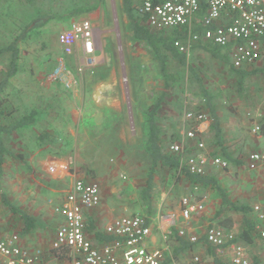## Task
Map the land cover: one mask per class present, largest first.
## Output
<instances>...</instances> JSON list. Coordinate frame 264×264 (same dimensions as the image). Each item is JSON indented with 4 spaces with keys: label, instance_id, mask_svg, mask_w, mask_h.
Here are the masks:
<instances>
[{
    "label": "rangeland",
    "instance_id": "obj_1",
    "mask_svg": "<svg viewBox=\"0 0 264 264\" xmlns=\"http://www.w3.org/2000/svg\"><path fill=\"white\" fill-rule=\"evenodd\" d=\"M121 1L42 0L40 6H43L45 11H42L47 16L42 18L44 24L19 42L20 69L11 78L7 90L10 107H17L21 111L45 102H51L54 106L48 107L52 114L42 118L39 124L11 135L9 146L16 153L22 152L24 158H9L0 174V214L6 218L7 226L20 231L27 245L45 246L51 241L58 220L50 202L57 203L63 197L73 175L87 181L95 180L101 186L99 214L86 211V220H92L99 229L109 218L121 213H139L148 217L144 215L145 207L140 199L147 172L142 150L146 136L142 113L164 90V77L151 48L131 39ZM25 2L13 0L9 8L14 9L13 15L0 17V46L17 35L23 16L30 17L34 13L32 9L29 12L24 9ZM38 3L34 0L35 6ZM88 7L93 8L81 14L75 13L78 8L84 10ZM90 15L94 18H88ZM80 19H88L93 25V55L98 59L95 65L83 67L81 72L78 69L83 66L84 55L77 50L66 56L58 42V34ZM196 21L195 18L192 23ZM34 25L31 22V26ZM172 29L167 28L164 33ZM190 44L187 61L202 76L206 88L214 96L224 145L240 161L239 165L228 163L226 168H221L219 178L235 189L237 197L240 194V199L235 203L247 207L246 212L250 213L255 225L263 228L264 220L257 218L254 206L260 205L264 214V162L251 169L248 156L252 152L264 153V135L261 133L264 124V75L245 77L243 87L246 92L243 95L236 90L237 77L230 62H217L205 51L193 48L194 42ZM61 57L78 80V86L73 90L48 80V73ZM168 63L176 81L165 90L159 122L161 140L169 149V145L180 142L192 126L186 120V114L205 113V106L197 84L187 69L182 70L171 61ZM5 65L6 57L0 55V73L5 70ZM252 102L259 107H248V103ZM53 108L56 110L53 111ZM256 127L259 129L255 131ZM43 129L57 139L55 147L71 157L69 167L60 166L52 173L53 179L43 176L28 159L30 154L38 153L36 135ZM210 136L207 122L206 131L198 137L204 139L209 153L213 149L220 150ZM186 143L194 145V141L186 140ZM185 156L184 152L183 159ZM216 167L209 166L207 171L211 172ZM191 188L184 176L173 182L165 170L156 174L152 187V210L155 214L151 219L155 226L161 216L177 212L183 194L191 191L195 192V196L204 193L202 189L194 191ZM3 196L35 219L36 227L30 233L22 234L21 219L3 204ZM219 198L216 192L210 193L207 209L214 211L215 215L210 220L223 229L234 233L240 231L241 212L225 209L220 217L216 216L215 212L220 209ZM226 217L232 219L229 228L226 223L225 226L219 224ZM206 224L207 220L200 215L197 221H191L189 227L201 236ZM256 230V243L264 249V238L260 237L259 228ZM153 232L158 242L160 234L156 228H153ZM173 248L174 243L169 242V249L173 251ZM194 248L196 252H207L203 245ZM248 252L251 258L255 255L250 247Z\"/></svg>",
    "mask_w": 264,
    "mask_h": 264
},
{
    "label": "built area",
    "instance_id": "obj_2",
    "mask_svg": "<svg viewBox=\"0 0 264 264\" xmlns=\"http://www.w3.org/2000/svg\"><path fill=\"white\" fill-rule=\"evenodd\" d=\"M136 10L145 17V23L152 29L182 28L188 30L186 41L175 40L179 51L188 53L190 42L203 39L228 50L230 64L235 68L250 67L264 63V0H136ZM203 30L192 31V20L197 17ZM62 52L70 56L76 48L84 55V63L79 67H91L98 62L94 52L93 25L88 19L73 21L58 34ZM49 81L60 83L65 89H73L77 84L75 73L61 57L47 75ZM207 116L201 112H188L186 120L192 126L180 142L169 145V150L180 155V161L190 173L206 174L207 167L226 168L228 162L206 151L202 135L206 131ZM256 127L254 130H258ZM194 141V145L186 143ZM190 151V152H189ZM186 153L183 159V153ZM264 162L263 152H252L248 156V166L256 168ZM53 163L46 165L49 174L56 172ZM64 197L51 203L52 212L58 220L53 237L46 246L30 247L22 242L17 229L3 231L0 215V264H251L248 245L236 239V234L216 224H207L202 236L215 247L214 255L189 251L182 254L183 260L174 257L169 249V238L173 228L180 237L196 242L200 235L190 230L194 217L205 210L206 194L187 192L180 197L176 214L169 212L162 216L167 227L160 231L162 244L150 247L154 220L140 214H123L113 217L102 229L111 240L94 242L86 227V211L101 203L100 185L97 181H87L79 176H71ZM201 189L193 186L192 190ZM260 221L264 220L260 205L254 206ZM259 228L264 238V227Z\"/></svg>",
    "mask_w": 264,
    "mask_h": 264
},
{
    "label": "trees",
    "instance_id": "obj_3",
    "mask_svg": "<svg viewBox=\"0 0 264 264\" xmlns=\"http://www.w3.org/2000/svg\"><path fill=\"white\" fill-rule=\"evenodd\" d=\"M40 1V2H39ZM21 3V1H18ZM39 2V3H38ZM13 3V0H0V17L13 15L14 9L9 10ZM38 3L37 6H35ZM42 0H26L23 3L28 12L33 10V14L29 16H23L21 18V27L17 35L10 40H7L3 46H0V55L6 57L5 70L0 73V174L3 171V166L9 158H15L22 160L24 154L22 152L16 153L9 146L8 142L14 133H20L32 126L40 123L42 118L46 115L52 114V111H48V107H54L51 102L41 103L32 107H27L21 111L16 107H10V100L8 99V88L10 86L11 78H13L20 69V49L19 42L26 37L31 31L44 24L42 18H46V14L43 13L45 9L40 6ZM122 11L126 16L127 30L129 31L132 40L142 42L151 48L154 58L159 62L161 73L164 77V90L156 99L150 103L142 113L145 125L146 136L142 145L143 154L146 158L147 172L143 187L140 191V199L143 201L145 207V214L148 216V221L154 217L155 214L152 210L153 192L152 187L155 181L156 174L165 170L173 182H176L181 176H184L185 180L193 187L198 186L200 188L210 187L220 197V209L217 211L216 216L220 217L225 209L234 210L242 213V227L236 234V239L243 241L246 245H251L256 237L255 221L252 219L250 213H247V207L238 205L233 202L228 195L225 188H222L218 183L216 174L211 171L206 174H194L190 173L187 167L181 163L180 155L170 151L166 145L162 142V129L159 122V110L162 108L163 102L166 96V89L169 88L176 77L171 71H169V61L178 64L180 69H187L191 78L196 82L200 96L204 101L205 113L207 115L208 131L213 144L219 147L220 150L211 151L212 155H218L229 164L239 165L240 161L234 157L224 145L223 142V130L221 126V119L219 117L216 104L214 102V96L206 88L202 76L194 69L187 61L185 52L179 51L174 45L175 40H180L185 34L186 29L178 30L180 28H173L171 31L166 30H154L145 23V17L137 12L136 0H122ZM31 6V7H30ZM35 6V7H33ZM93 7L86 9H77L75 13L81 14L87 12ZM43 10V11H42ZM29 17V18H28ZM27 19H29L27 21ZM31 22L35 25L31 26ZM203 27H196L195 32L200 33ZM193 48H199L210 56L211 59L227 64L229 63L228 50L225 47L219 46L212 42L199 39L192 45ZM170 63V64H171ZM233 67V66H232ZM233 73L237 77V91L244 93L243 79L252 75H264V63L253 64L250 67L235 68L233 67ZM56 108H53L55 111ZM57 114V113H55ZM261 133L264 135V124L261 126ZM51 135L47 131H43L39 135V146H45L46 143L52 144L55 137L51 140L44 141ZM3 204L8 207L12 214L17 215L23 224L21 232L22 234L30 233L35 227V219L28 213L22 211L15 205H13L5 196H3ZM136 214V213H132ZM139 214V213H137ZM165 214V213H163ZM143 215V214H141ZM153 216V217H152ZM227 224L229 228L232 224V219L226 217L219 224ZM87 231L92 234L94 242H103L111 240L109 235H105L102 229H99L92 220H86ZM225 226V225H224ZM230 231V230H229ZM169 242L174 243L173 255L175 258L186 252L192 251L194 246L203 245L206 247V251L210 255H214L215 247L206 242L204 236H200L196 242H191L186 238L180 237L176 230L173 228V234L169 238ZM253 264H258L257 257L254 258Z\"/></svg>",
    "mask_w": 264,
    "mask_h": 264
},
{
    "label": "crops",
    "instance_id": "obj_4",
    "mask_svg": "<svg viewBox=\"0 0 264 264\" xmlns=\"http://www.w3.org/2000/svg\"><path fill=\"white\" fill-rule=\"evenodd\" d=\"M198 17H199V15L197 16V17H195L196 19H197V21L195 22V23H193L192 24V31L194 30L195 31V28L196 27H200L201 25H200V23H198L199 21H198ZM88 18H90V19H93L94 18V16L93 15H90ZM194 18V19H195ZM183 28V27H182ZM186 29V34L180 39V40H182V41H185V39H187V37H188V30H187V28H183V30H185ZM154 30H156V29H154ZM161 30H165V29H161ZM263 47H264V37H263ZM62 50V49H61ZM78 50V52L80 51V48H76L75 49V52ZM189 53V52H188ZM188 53H186V54H188ZM230 62V61H229ZM53 82V81H52ZM55 83V82H54ZM61 85V84H60ZM77 86H78V80H77V84H76ZM75 85V86H76ZM62 86V85H61ZM74 88V87H73ZM71 90H73V89H71ZM239 92V91H238ZM245 89H244V93H242V92H240V93H242L243 95H245ZM247 104V103H246ZM257 104L256 103H248V107H259V106H256ZM220 117V116H219ZM37 124H39V123H37ZM207 128V127H206ZM44 130V129H43ZM43 130L40 132V134L43 132ZM44 131H46V130H44ZM48 132V131H47ZM39 133L36 135L37 136V141L36 142H38L39 141V135H40ZM50 135H51V133H49ZM52 137H54V136H50L49 137V140H53L52 139ZM48 140V137L44 140V141H42V142H46ZM56 142H57V139L55 138L53 141H52V144H49V143H46L45 144V146H39L38 147V150H37V154H30V157L28 158L29 160H31V164L33 165V167L36 169V170H38L43 176H45V177H47V178H49V179H53L54 178V176H53V174H47V171H46V165L47 164H49V163H53L54 165H55V167H56V169L58 170L59 168H60V166L61 167H69V165H70V161H71V157L68 155V154H66V152H64L63 150H61V148H59V147H55V145H56ZM260 165V164H259ZM261 165H262V163H261ZM263 167V166H262ZM221 168L220 167H216V168H214V170H213V172L216 174V176H217V178H218V183H219V185H221V187L222 188H225L226 189V191L228 192V195H229V198L233 201V202H235L236 200H239L240 199V194L238 195V197L236 196V192H235V189L234 188H230L229 187V183L228 182H225L224 181V179L223 180H221L220 178H219V176L220 175H218V174H220L221 173V170H220ZM56 170V171H57ZM209 172V171H208ZM95 181V180H94ZM192 187V186H191ZM192 189V188H191ZM202 190H203V192L206 194V196H207V198H206V201H205V210L203 211V213L202 214H200V215H202V217L204 218V220L206 221L207 220V224H215L212 220H210V219H213L214 218V216H213V214H214V211H212V210H209V208L207 209V203H208V201H209V197H210V193L212 192H215L212 188H210V187H206V188H201ZM100 196H102L101 195V186H100ZM63 197H64V194H63ZM63 197H61V199L63 198ZM60 199V200H61ZM220 199V198H219ZM59 200V201H60ZM58 201V202H59ZM212 202H213V200L210 202L211 204H212ZM220 200H219V204H220ZM101 206V203H100V205L98 206V207H96V208H94V209H90V210H88L89 212H91V213H93V212H97L98 214H99V207ZM2 209V206H1V203H0V210ZM172 212H174L175 214H176V216H177V214L178 213H176V211H172ZM123 214H130V213H121V214H118V215H115V216H112L111 218H109L108 219V221L110 220V219H112L113 217H116V216H120V215H123ZM215 214H216V212H215ZM1 215V214H0ZM230 215V214H229ZM2 216V218H3V221H4V223H3V231H11V230H13V228H12V226L10 227V226H7V221H6V218L3 216V215H1ZM85 218H86V214H85ZM195 221H197V216L196 217H194L193 218ZM192 219V220H193ZM199 220V219H198ZM210 220V221H209ZM207 224H206V226H207ZM167 227V224H166V222L164 221V219H162V216H161V218H160V220L158 221V223H157V225L156 226H154L153 228H156V231H158V233L160 234V231L161 230H163V229H165ZM103 229V228H102ZM239 229H241V228H239ZM190 230H191V232H193V230L190 228ZM239 231V230H238ZM238 231H236V233L235 234H237L238 235ZM54 232V231H53ZM194 233V232H193ZM89 234H90V236L92 237V234L89 232ZM93 238V237H92ZM94 240V239H93ZM257 238H255V240L253 241V243L251 244V245H248V250H249V247L250 248H252V249H254V254L255 255H253V257L251 258V264H253V261H254V258L255 257H257V259H258V264H264V249H262L261 247H260V244L259 243H256L257 241ZM22 242H23V244H26L27 245V243H26V241L22 238ZM49 244V243H48ZM47 244V245H48ZM157 244H162V241H161V237L159 236V241L157 242V239H156V236H154V232H153V235L151 236V238H150V242H149V246L150 247H154V246H157ZM28 246H30V247H34V246H32V245H28ZM36 246H41V245H36ZM46 246V245H45ZM196 246H198V245H196ZM195 247V246H194ZM197 249V248H196ZM193 250L195 251V248H193ZM196 252V251H195ZM204 253H206V254H208L207 252H205L204 251ZM186 255L185 256H188L189 255V252H186L185 253ZM208 255H210V254H208ZM184 256V257H185ZM213 256V255H212ZM184 257H180V258H177V259H180V260H183V258Z\"/></svg>",
    "mask_w": 264,
    "mask_h": 264
}]
</instances>
